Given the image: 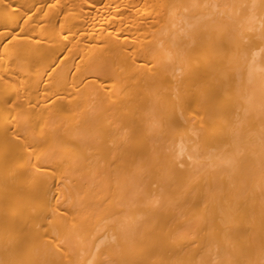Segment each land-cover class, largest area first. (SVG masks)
Here are the masks:
<instances>
[{
    "label": "bare ground",
    "instance_id": "obj_1",
    "mask_svg": "<svg viewBox=\"0 0 264 264\" xmlns=\"http://www.w3.org/2000/svg\"><path fill=\"white\" fill-rule=\"evenodd\" d=\"M0 264H264V0H0Z\"/></svg>",
    "mask_w": 264,
    "mask_h": 264
}]
</instances>
